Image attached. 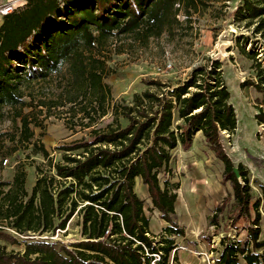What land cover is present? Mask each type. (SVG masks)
I'll return each instance as SVG.
<instances>
[{"label": "trees", "instance_id": "obj_1", "mask_svg": "<svg viewBox=\"0 0 264 264\" xmlns=\"http://www.w3.org/2000/svg\"><path fill=\"white\" fill-rule=\"evenodd\" d=\"M215 1L27 0L4 17L0 111H13L19 127L13 140L32 144L33 154L44 162L35 165L31 192L24 164L12 182L0 181V264H172L173 255L177 261L175 238L185 237L175 221L179 185L170 178L162 184L160 176L171 177L173 152L190 151L198 134L224 163V182L232 189L210 227L219 230L214 235L219 237L224 217L231 213L227 228L238 236L234 240L222 234L219 246L211 236L203 242L220 253L218 264H264L262 201L253 194L248 172L232 162L223 146L225 135L236 132L238 118L222 62L195 68L176 86L147 81L149 88L135 94L131 104L113 103L105 82L106 51L118 37L147 43L172 31L182 12L190 16ZM233 15L237 22L255 25L264 40V0H243ZM240 47L257 63V81L247 85L264 94L259 54ZM46 82L59 83L58 94L33 96L32 87ZM66 108L75 128L92 130L88 138L59 147L62 161L56 162L44 145L33 142V127L41 126L34 111L50 117L53 110ZM109 115L112 122L99 127ZM257 120L264 124V110ZM3 136L0 129V140ZM138 179L170 225L161 241L150 236L145 202L136 192ZM76 215L81 239L72 244L52 240ZM8 245L24 250L9 251Z\"/></svg>", "mask_w": 264, "mask_h": 264}, {"label": "rangeland", "instance_id": "obj_2", "mask_svg": "<svg viewBox=\"0 0 264 264\" xmlns=\"http://www.w3.org/2000/svg\"><path fill=\"white\" fill-rule=\"evenodd\" d=\"M242 1L216 0L207 6H200L190 16L184 11L178 17L180 23L172 31L147 43L118 37L106 51L108 75L105 82L112 89L113 103L131 104L135 94L149 88L147 81L158 80L176 86L187 80L195 68L221 61L238 118L236 132L225 135L223 146L232 162L236 166L242 165L248 172L253 194L262 201L260 239L264 241V124L257 120V114L264 110V94L247 85L257 81V63L247 58L240 47L244 45L246 51L255 49L259 54V63L264 67V40L256 34L255 25L235 21L234 11ZM58 90L59 83L46 82L35 84L31 91L36 98H50L58 94ZM67 110H53L50 117L46 111L43 114L39 110L34 111L41 126L33 127V142L44 145L56 162L62 161L63 153L58 150L59 147L88 138L92 130L75 128ZM111 122L112 116L109 115L98 126L103 128ZM0 129L4 134L0 140V181L12 182L17 167L24 164L28 174L27 189L31 192L37 179L35 165L44 162V159L33 154L32 144L21 146L13 140L19 134L13 111H0ZM6 160L8 163L5 165ZM170 169L171 177L162 174L160 178L162 184L170 178L173 184L179 185L175 221L185 230L184 238H175L179 250L177 261H173L174 255L171 257L172 264H218L220 253H213L202 238L213 237L215 246H219L222 234L229 233L234 240L238 239L227 228L231 213L225 215L219 237L214 236L219 230L210 227V219L217 208L232 194L230 184L224 182V163L208 147L203 135L198 134L190 151L178 148L173 152ZM136 192L145 202L150 236L161 241L166 236L165 228L170 225L154 208L148 188L140 179L137 180ZM79 222L80 218L76 215L65 231L58 232L51 239L65 244L79 241ZM8 250L22 252L24 246L8 245Z\"/></svg>", "mask_w": 264, "mask_h": 264}, {"label": "built area", "instance_id": "obj_3", "mask_svg": "<svg viewBox=\"0 0 264 264\" xmlns=\"http://www.w3.org/2000/svg\"><path fill=\"white\" fill-rule=\"evenodd\" d=\"M27 0H15L10 2L7 5L0 7V16L2 18L12 14L15 12L18 8L23 7L26 4ZM8 163V160L5 161V165Z\"/></svg>", "mask_w": 264, "mask_h": 264}, {"label": "crops", "instance_id": "obj_4", "mask_svg": "<svg viewBox=\"0 0 264 264\" xmlns=\"http://www.w3.org/2000/svg\"><path fill=\"white\" fill-rule=\"evenodd\" d=\"M12 1H15V0H0V7H1V6H4V5H7V4H9L10 2H12ZM2 24H3V18H1V21H0V27H1Z\"/></svg>", "mask_w": 264, "mask_h": 264}, {"label": "water", "instance_id": "obj_5", "mask_svg": "<svg viewBox=\"0 0 264 264\" xmlns=\"http://www.w3.org/2000/svg\"><path fill=\"white\" fill-rule=\"evenodd\" d=\"M235 173H236L237 177L240 179V174H239V170L238 169H235Z\"/></svg>", "mask_w": 264, "mask_h": 264}]
</instances>
